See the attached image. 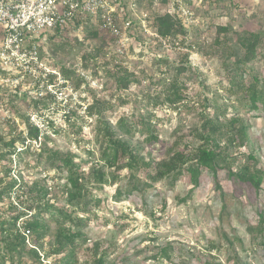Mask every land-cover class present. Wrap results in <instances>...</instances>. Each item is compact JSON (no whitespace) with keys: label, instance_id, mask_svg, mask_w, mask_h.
<instances>
[{"label":"rangeland","instance_id":"rangeland-1","mask_svg":"<svg viewBox=\"0 0 264 264\" xmlns=\"http://www.w3.org/2000/svg\"><path fill=\"white\" fill-rule=\"evenodd\" d=\"M186 2L195 21L187 25L186 35L172 36L170 43L178 42V46L168 45L164 51L150 37L147 44L130 46L122 61L126 63L123 67L145 81L133 83L126 90L117 89L114 79L107 75L108 56H114L113 43L107 34L98 32V37L91 39L86 37L91 29L80 33H49L43 44V61L52 69L62 71L64 67L69 71L75 90L84 97L87 106L95 99L107 101L105 121L115 124L124 117L129 123L138 124L139 116L151 111L155 117V128L151 131L157 140L149 142L146 134L136 132L132 142L140 144L141 153L154 162L167 159L171 150L182 149L193 141L192 131L200 124L199 112L204 108L202 93L206 89L209 90L208 99H215L218 105L225 103L228 112L243 117L248 123L249 142L240 147L242 155L251 153L264 162V113H245L238 101L240 96L225 92L228 88L227 61L214 44L218 27L228 26L232 32L243 33L264 31V0ZM134 4L137 14L147 12L151 19L154 14L166 12L165 3L158 0H135ZM138 36L140 41L144 40L143 34L138 33ZM46 41L61 46L62 50L51 56L46 50ZM96 48L101 49L97 62H85L82 56ZM159 56H165L170 62L183 61L192 69L193 80L187 83V100L180 111H173L166 104L153 107V101L143 97V91L157 92L165 87L162 81L150 84L161 77L160 70L152 63V59ZM251 69L262 83L264 58L258 56L246 67L247 71ZM82 73L87 77L85 82L79 76ZM246 80H251V76ZM18 89L5 92L0 88V137L7 142L19 132L23 133L22 115L29 114L30 119L38 123L42 113L48 122L39 126L47 138L41 137L32 143L26 141L24 145L29 148L23 151L21 140H18V155L12 156L14 169L10 176L17 175L15 164H20L26 183H39L47 190L41 194V199L42 203L49 204L53 215L54 207H69L75 216L88 219L87 226L80 230L85 240H77L80 245L71 258L72 264H93L95 253L101 255L106 264H264V232L253 230L258 224L257 212H264V180L257 190L250 184L235 182L224 172H218L217 176L205 172L198 185L183 175L175 182L164 179L139 190V185L148 182L142 173L121 169L114 174L107 168V182L96 183L93 170L96 165L103 166L99 161L103 139L98 133L103 116L89 117L72 110L76 114L66 117L61 107L45 102L34 108L30 96L25 93L30 88ZM56 151L72 152L77 156L75 162L80 166L89 191L78 202L70 203L63 196L70 177L67 170L57 172L47 160L48 154ZM0 180L2 184L8 181L1 172ZM32 196L34 194L27 193L19 199L15 197L14 205L17 209L23 208L31 204ZM12 214L14 212L9 211L5 203H0V219L8 220ZM45 220L48 232L41 236L39 244L48 252L54 243L57 225L47 216ZM5 245L0 243V264H11V259L16 264L18 255L9 254ZM163 248H168V259L159 256ZM60 257L41 258L44 261L40 264H53ZM19 264L36 262L24 253Z\"/></svg>","mask_w":264,"mask_h":264},{"label":"trees","instance_id":"trees-1","mask_svg":"<svg viewBox=\"0 0 264 264\" xmlns=\"http://www.w3.org/2000/svg\"><path fill=\"white\" fill-rule=\"evenodd\" d=\"M163 2L165 3L166 0ZM150 27L161 37L186 35L187 32V28L183 26L180 19L166 13L154 14ZM55 33L58 34L59 31ZM86 37L97 38L98 30L93 28L87 31ZM214 44L227 61L225 67L228 88L225 89V92L229 95L240 96L238 101L245 113H264V81L259 82L253 69L246 70V67L250 66L258 56L264 58V31L243 33L232 32L228 26L218 27ZM46 47L53 57L57 51L62 50L61 46L53 44L52 41H46ZM158 47L165 51L160 45ZM100 52L101 49L96 48L85 53L82 58L85 62L96 63ZM114 58L115 56L110 58L108 56L107 75L114 79L117 89L126 90L133 83L140 84L145 81V78L141 80L137 77L135 72L116 64ZM152 63L156 69L160 70L161 77L157 82L150 81V84L157 85L162 81L165 87L157 92L143 91V97L147 101H153V107L166 104L171 110L180 111L187 100L185 95V90L188 88L187 83L193 80L192 69L187 67L183 61L170 62L165 56L153 58ZM61 69L63 76L70 78L69 71L64 67ZM248 75L251 76L249 81L246 80ZM2 90L8 92L7 89ZM208 92L209 90L206 89L202 93L204 108L199 112L200 124L193 128V141L187 143L182 149L171 150L167 159L159 163L145 157L141 153L140 144L132 142L136 132L140 135L146 134L149 142L157 140L151 131L155 128L153 113L147 111L146 115H140L138 124L129 123L124 117L119 118L113 124L105 121L103 116L108 102L95 99L85 113L89 117L100 114L104 118L100 122L101 127L98 128V133L103 139L99 155V161L103 163V166L96 165L93 170L95 182L100 184L107 182L105 174L107 168L114 174L121 169L142 173L148 182L139 185V190L164 179L175 182L183 175L188 176L194 185H198L200 177L205 172H211L214 176H217L218 172H224L228 178L235 182L250 184L255 189H260L264 180V162L251 153L244 156L240 151V147H244L249 142L248 123L243 117L228 112L225 103L218 105L215 99H208ZM30 102L33 103L34 108H38L41 103L34 99H31ZM72 114L76 113L71 112L68 116ZM20 122L24 127L23 133L19 132L16 137L12 136L7 142H4L3 136L0 137L2 143L0 172L3 173L4 178L8 179L4 184L0 180V203H5L7 209L14 212L8 220L0 219V243H6L5 248L9 254L18 255L16 264L21 263V255L24 253L33 257L36 264L44 261L41 258H50V256H62L56 259L53 264H72L71 258L80 245L77 240H85L80 230L87 226L88 219L75 216L74 211L69 207H54L56 212L53 215L49 210V204L42 203L41 199V194L46 193L47 190L39 183H26L21 175L20 164H15L17 175L10 176L14 169L12 156L18 155V140H21L20 148L23 151L29 148L28 145H24L26 141L32 143L41 137L47 138V134L30 121L29 114L22 115ZM242 158H245L244 162ZM76 159L77 156L72 152L60 153L56 151L50 152L47 156L51 168L57 172L67 170L70 175L63 192V196L70 203L78 202L84 197L85 192L89 193L85 186V177L79 171V164L75 162ZM234 166H236L235 169ZM27 193L34 194L31 204L17 209L14 205V198L19 199L20 196ZM257 215L258 224L253 230L261 234L264 232V212L258 211ZM46 216L50 220H55L57 225L54 243L48 252L39 244L41 236L48 232ZM19 222L23 224L21 227L29 232L27 237L22 234L21 227H18ZM66 222L69 223V226L65 225ZM167 251L168 248H163L159 256L168 259ZM66 254L68 255L66 256ZM96 256L97 253L94 254L93 264H106L101 255ZM11 264H15L13 259H11Z\"/></svg>","mask_w":264,"mask_h":264},{"label":"built area","instance_id":"built-area-1","mask_svg":"<svg viewBox=\"0 0 264 264\" xmlns=\"http://www.w3.org/2000/svg\"><path fill=\"white\" fill-rule=\"evenodd\" d=\"M163 2V0H158ZM187 0H166V14L177 17L185 28L194 24L193 13ZM135 0H0V88L13 90L30 88L31 99L50 103L62 108L67 117L72 110L86 116L88 106L84 97L75 90L71 78L63 76L59 69L48 67L42 58V45L49 33L83 32L97 29L112 40L115 63L122 62L127 52L138 43H148V37L158 42L165 50L172 36L161 37L151 27L152 19L147 12L137 14ZM138 33L143 34L140 41ZM175 41V40H173ZM156 58H161L156 57ZM85 82L84 73L79 75ZM85 85V84H83ZM82 89V86L80 87ZM19 90V89H18ZM73 105H76L74 108ZM74 112V111H72ZM30 116V115H29ZM42 113L38 127L47 123ZM50 120V119H49ZM23 226L21 222L18 227ZM24 236L29 232L20 228ZM28 242V240H27Z\"/></svg>","mask_w":264,"mask_h":264}]
</instances>
